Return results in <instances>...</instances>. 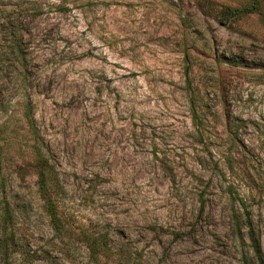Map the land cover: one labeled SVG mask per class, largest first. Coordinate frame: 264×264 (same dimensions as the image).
Wrapping results in <instances>:
<instances>
[{"label":"rangeland","instance_id":"rangeland-1","mask_svg":"<svg viewBox=\"0 0 264 264\" xmlns=\"http://www.w3.org/2000/svg\"><path fill=\"white\" fill-rule=\"evenodd\" d=\"M251 4L0 0V205L52 234L43 159L109 264H245L249 232L264 261V0L223 14Z\"/></svg>","mask_w":264,"mask_h":264},{"label":"trees","instance_id":"trees-1","mask_svg":"<svg viewBox=\"0 0 264 264\" xmlns=\"http://www.w3.org/2000/svg\"><path fill=\"white\" fill-rule=\"evenodd\" d=\"M257 3L258 0H252V4L248 7L227 6L223 9V14L240 16L254 10ZM26 118L31 125L34 124L29 112ZM40 163L38 191L43 200V209L49 219L48 226L52 234L42 238L34 232H29V229L26 230L21 225L22 221L11 202L3 198L0 205V264H77L75 261L78 260L79 255L86 258L82 264H109L108 260L114 251L105 235L82 230L78 238L73 237L74 230L67 225L59 211L53 189L55 184L50 180V169L46 170L49 166L46 160L41 159ZM226 189L231 197L237 198L245 206L244 198L236 193L232 184ZM247 217L250 220V216ZM235 222L240 232V218H235ZM248 235L249 246L255 260L247 259L245 264H264L260 239L255 237L253 232H249ZM240 236L243 237L242 233ZM81 240L85 243H81Z\"/></svg>","mask_w":264,"mask_h":264}]
</instances>
